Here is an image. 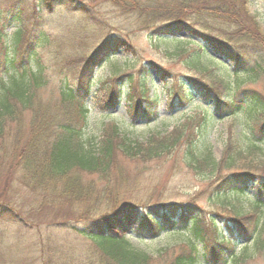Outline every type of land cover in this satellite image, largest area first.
I'll use <instances>...</instances> for the list:
<instances>
[{
  "label": "trees",
  "instance_id": "obj_1",
  "mask_svg": "<svg viewBox=\"0 0 264 264\" xmlns=\"http://www.w3.org/2000/svg\"><path fill=\"white\" fill-rule=\"evenodd\" d=\"M250 3L251 0H1L0 173L5 172L10 182L16 173L23 188L34 191L31 194H41L47 204L69 201L73 208L72 219L46 227L48 233L36 247L39 258L32 257L34 264H202L205 260L206 264H218L226 260V248L232 251L240 239L244 250L247 243H257V236L264 233V95L256 90L250 94L237 90L234 96L233 91L240 87L236 78H242L244 83L246 79L255 82L264 76V35L255 25L246 26L253 20L248 11ZM100 6L112 8L119 16L134 21L136 31L174 38L179 42L171 52L176 58L187 52L188 44L197 47L184 60L196 70L172 79L167 92L181 106L193 99L190 96L193 93L218 119L234 117L239 112L246 117L240 135L230 134L226 139L218 161L212 158L208 146L196 142L206 136V127L202 126L205 120L213 119L208 111L201 118L187 117L188 121L197 122L190 134L184 130L165 138L155 135L145 142L121 134L116 126L98 139L86 134L94 72L101 64L110 63L119 49L132 57L124 60L127 70L134 68L127 61L135 62L138 58L125 43L128 33L99 21L96 8ZM57 8L74 9L89 23L108 26L106 32L115 35L104 36L93 51L84 55L63 54L57 47L54 52L57 66L51 76L39 64L37 53L48 40L44 16L52 15ZM9 28H13L10 36ZM182 34L190 40L179 39ZM201 45L212 56L230 63L233 80L238 84L227 82L203 62L205 53ZM211 59L214 58L210 56ZM112 65L114 73L125 75L130 86L134 76L120 71L115 63ZM147 65L137 70L138 80L143 84L150 68L159 79L167 78L153 64ZM115 76L118 75L114 74L107 82L112 86L110 111L117 107L120 95V89L115 90L113 83ZM132 93L127 94L129 118L154 120L151 108L141 106L140 102L147 100ZM94 105L105 107L97 98ZM181 144L189 146L184 147L182 154L186 166L207 173V179L216 184L215 194L225 200L228 194L245 195L247 213L237 212L232 205L233 212L226 214L228 218L218 212L206 218L194 203H148L128 197L120 198L114 208L101 212L105 194H131L127 188L113 190L114 186H121L120 158L158 160L172 155ZM1 194L6 193H0V212H7L8 219L21 222L20 214L11 217L14 215L11 200ZM143 206L153 211H141ZM36 214L37 219L43 218L39 212ZM222 216L227 218V232L215 222ZM21 225L17 229L30 232L40 227L37 224L28 228L23 222ZM200 225L209 226L216 234L205 237ZM166 229L169 235L177 237V244L183 245L178 250L161 248L151 255L125 237L133 232L140 239L153 238ZM61 234L94 242L97 255H78L68 244L69 236L59 238ZM234 257L233 252L230 259ZM25 262L31 264L29 260L20 264Z\"/></svg>",
  "mask_w": 264,
  "mask_h": 264
},
{
  "label": "rangeland",
  "instance_id": "obj_2",
  "mask_svg": "<svg viewBox=\"0 0 264 264\" xmlns=\"http://www.w3.org/2000/svg\"><path fill=\"white\" fill-rule=\"evenodd\" d=\"M248 11L253 20L248 22L246 26L255 25L259 32L264 35L263 0H251ZM96 12L102 24H109L117 30L129 34L125 43L138 55V58L135 62L127 61V64L134 66L133 70H127L124 65V60H130L132 57L122 50H118L114 59H110V63L101 64L94 72L90 88V98L88 100L91 112L86 134L98 139L112 126H116L121 131V134L141 142H145L155 135L163 138L176 136L184 130L190 134L191 129L195 128L197 122L188 121L187 117L197 116L201 118L204 112L208 111L215 120H205L202 126L203 128L206 127V136L202 140L201 138L198 139L196 142L208 146L212 158L218 161L226 139L230 134L235 137L240 135L246 117L242 112H239L234 117L218 119V115L213 113L212 109L193 93H190L193 99L186 102L184 106H181L176 101L174 95L170 93V97L167 92V89L172 84V79L174 80V78L179 76L182 78L187 73L196 70L193 69V65L189 66L184 60L188 57L190 51L197 49V47L195 48L194 45L188 44L186 47L187 52L179 58H176L171 52L177 49L179 42L174 41V38H160L152 35L148 31H136L137 25H135L134 21H129L128 18L119 16L112 8L100 6L96 8ZM44 17L47 22L45 32H47L48 40L43 46H40L37 56L39 64L51 76L53 75L54 68L57 66L56 60L54 59V52L57 47L61 49L63 54L75 55L80 53L84 55L93 51L104 36L115 35L106 32L108 26H98L94 22L89 23L86 17L74 11V9L57 8L54 9L52 15L47 13ZM12 30L13 28L8 29L9 36L13 32ZM27 34L28 32L26 30L23 36L24 39H27ZM178 38L185 42L190 40L184 34ZM201 46L205 53L203 62L215 69L214 71L218 76L233 85L238 84L235 80L238 79L240 81V87L233 90L234 96L237 90L240 94H250L256 90L264 95L263 75L255 82H247L246 79L242 83V78L233 80L234 71L230 63L219 56H212L213 54L204 45ZM210 56L214 59L209 60ZM113 63L121 68L120 71L131 73L134 76V80L130 86L125 75L121 77L118 72L114 73L116 69L112 65ZM148 63L156 66V71L167 78L164 81L159 79L154 69L150 68V74L145 79L144 84L142 81H139L137 70L142 67L147 68ZM33 64L34 62L30 61V66H33ZM114 74L118 75L115 76L117 78L113 83L115 84V90L116 87L120 89V95L117 107L113 111H110L112 110L110 109L112 103L109 104L111 102L110 95L112 86L107 82L112 79L111 77ZM213 75L210 76L212 80L214 79ZM218 76L216 78L219 79ZM128 90L133 92L132 94L135 93L140 99L144 98L147 100L144 103L140 102L142 103L141 106H145L148 109L151 108V112L155 115L154 120L146 122L140 119V117H135L134 119L129 118ZM96 98L99 102H104V109L97 108L94 105ZM184 147L189 146L181 144L172 155L147 162L120 158L121 186L118 188L114 186L113 190L122 191L127 188L131 194H105L101 199V212L105 211L106 208H114L116 203L123 197H128L132 200L148 203H194L206 218L213 217L215 212L222 213L227 217V211H232V205L237 207V212L241 210V213H247L249 207L247 206V198L245 195L228 194L226 196L227 200H225L220 194H215L216 184L213 185L214 180L210 182L207 179V173H201L193 167L186 166V162L182 161ZM11 177L12 179L14 178L12 182L6 179L5 172L0 173V193H6L1 194V196L7 197L9 201L11 200L9 204L14 208L11 209L14 214L11 217H17L19 216L17 214H20L21 222L28 228H32L37 224H40V227L36 231L34 229L31 232L26 230L21 231L17 229L21 225L20 221L15 218L8 219L10 217H7V212H0V264H20L23 260H29L31 264H34L32 257L36 256L39 258L36 255V247L41 242V237L47 235L46 227H50L52 224L63 219H72V204L69 201H56L55 203L47 204L42 200L41 194H31L29 192L34 191L27 190L28 188L25 190L16 173ZM40 202L41 206L38 208L37 206ZM49 206L52 207V211H49ZM220 207L224 208L221 209ZM147 209L149 207L143 206L140 208L141 211H148ZM37 212L43 218L37 219L39 218L36 214ZM226 217H218L217 220L215 219V222L227 232L228 217ZM200 228L205 237L210 235V233L212 235L215 233L209 226L200 225ZM168 233L166 229L160 235L153 238L145 236L140 239L133 232H128L125 234V237L133 246L145 249L148 253L154 255L156 253L155 251L161 248H174L178 250L183 246L182 244H177V237H173ZM68 236L61 234L59 238H67ZM241 240L243 239L237 241L236 247H233L232 251L230 248H226V253L228 252L225 258L226 260L218 264H264V233L257 236V243H247L245 250L242 247L244 243ZM69 243L78 255H97L94 242L92 241L76 235H70L68 238ZM233 252L235 253V257L230 259ZM241 256L244 257L243 260ZM205 262L208 263L206 260ZM25 263L29 264V262Z\"/></svg>",
  "mask_w": 264,
  "mask_h": 264
},
{
  "label": "snow or ice",
  "instance_id": "obj_3",
  "mask_svg": "<svg viewBox=\"0 0 264 264\" xmlns=\"http://www.w3.org/2000/svg\"><path fill=\"white\" fill-rule=\"evenodd\" d=\"M137 211H139L138 209H137ZM149 211L151 212V211H153L152 209H149Z\"/></svg>",
  "mask_w": 264,
  "mask_h": 264
}]
</instances>
